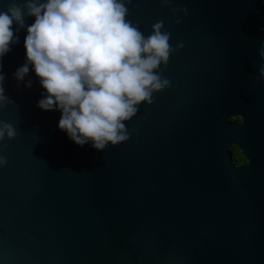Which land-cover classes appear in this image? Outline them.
I'll use <instances>...</instances> for the list:
<instances>
[{"label":"water","instance_id":"1","mask_svg":"<svg viewBox=\"0 0 264 264\" xmlns=\"http://www.w3.org/2000/svg\"><path fill=\"white\" fill-rule=\"evenodd\" d=\"M126 6L145 36L158 21L171 33L160 66L170 86L103 151L60 130L59 109L37 106L46 92L31 65L15 79L35 17L2 57L12 103L0 120L17 135L0 152V264H264V0Z\"/></svg>","mask_w":264,"mask_h":264},{"label":"clouds","instance_id":"2","mask_svg":"<svg viewBox=\"0 0 264 264\" xmlns=\"http://www.w3.org/2000/svg\"><path fill=\"white\" fill-rule=\"evenodd\" d=\"M160 2L169 5L172 0ZM128 3L131 0H24L21 5L12 0L0 10V108L12 103L3 87L2 57L18 42L15 33L26 27L25 17H35L24 39L26 62L15 79L24 81L32 66L46 92L37 106L59 109L58 127L76 144L90 143L103 151L128 140L125 122L142 102H154V92L170 86L160 66L167 65L174 51L171 33L162 31L163 21L154 23L145 36L127 19ZM171 12L187 15L186 8L173 7ZM14 25L19 27L14 30ZM259 55L264 59V43ZM259 74L264 78V66ZM31 86V80L25 82ZM16 135L11 123L0 120V152L7 147L5 137ZM5 164L7 158L0 155V167Z\"/></svg>","mask_w":264,"mask_h":264},{"label":"flooded vegetation","instance_id":"3","mask_svg":"<svg viewBox=\"0 0 264 264\" xmlns=\"http://www.w3.org/2000/svg\"><path fill=\"white\" fill-rule=\"evenodd\" d=\"M230 120H234L236 122H240L242 120V118L240 116L238 117H230ZM230 151L232 153V157L234 160L236 161H240V162H246V159L242 156L240 149L238 148V146L236 144H233L230 147Z\"/></svg>","mask_w":264,"mask_h":264}]
</instances>
